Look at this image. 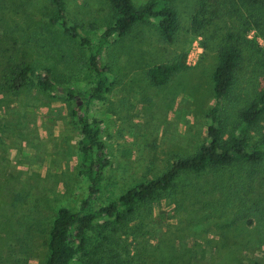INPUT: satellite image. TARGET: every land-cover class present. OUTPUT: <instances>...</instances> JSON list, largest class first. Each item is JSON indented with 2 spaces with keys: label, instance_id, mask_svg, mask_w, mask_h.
I'll list each match as a JSON object with an SVG mask.
<instances>
[{
  "label": "rangeland",
  "instance_id": "obj_1",
  "mask_svg": "<svg viewBox=\"0 0 264 264\" xmlns=\"http://www.w3.org/2000/svg\"><path fill=\"white\" fill-rule=\"evenodd\" d=\"M146 1L131 3L139 8ZM199 1L173 2L179 29L172 42L160 39L150 19L121 38L112 37L103 49L109 84L103 99L88 110L101 122L109 161L95 207L159 176L204 141L217 49L227 33L241 35L246 12L234 0H204L202 27L193 30L191 17ZM63 5L68 22L90 30L92 38L112 16L107 0H64ZM53 10L50 0H0V57L8 54L14 67L24 63L48 70L56 87L81 88L89 52L49 24ZM253 36L258 35L248 34ZM256 41L264 48L260 37ZM182 52L188 68L164 86H151L147 70ZM255 61L243 53L222 101L221 116L230 123L264 84ZM4 67L0 61V77ZM72 110L60 93L38 90L34 81L14 93L0 88V264H44L55 213L61 207L76 210L85 195ZM259 129L264 132V123ZM174 185L170 195L140 206L125 225L101 228L95 221L86 231L90 264H108L112 254L120 264H156L174 257L176 264H264V208L249 206L256 194L264 199V162L183 173ZM236 255H242L240 261Z\"/></svg>",
  "mask_w": 264,
  "mask_h": 264
},
{
  "label": "trees",
  "instance_id": "obj_2",
  "mask_svg": "<svg viewBox=\"0 0 264 264\" xmlns=\"http://www.w3.org/2000/svg\"><path fill=\"white\" fill-rule=\"evenodd\" d=\"M50 1L54 10L48 17L49 24L76 39L89 52L82 78L84 85L78 89L56 87L48 70L38 71L24 63L14 67L8 54L0 57L5 66L0 77L1 89L14 93L34 81L38 90L60 93L73 104L71 115L79 134L76 144L78 169L85 181L86 192L76 210L61 207L55 213L46 240L47 256L44 264H90L92 256L87 248L86 231L92 224L100 221L99 227L111 229L115 225H125L140 206L168 195L174 189V182L180 174L215 171L236 163L259 166L264 162V132L259 129L264 123V84L239 109L235 121L230 123L221 116L222 101L231 91L234 74L242 61L243 53L255 58V63L264 72V48L256 41V37L264 41V0H234L245 10L246 15L240 22L241 35L227 33L218 46L210 75L212 103L205 115L207 126L204 141L192 155L173 160L159 176L136 183L118 197L95 207L101 191L103 172L109 165L106 147L100 139L101 122L88 115L89 106L103 99L109 84L108 67L102 63L101 54L112 37L121 38L136 23L150 19L155 21L160 39L166 43L172 42L179 29L177 11L173 6L175 0H148L139 8H135L131 0H107L112 16L95 38H92L90 30L83 32L68 22L64 0ZM204 14L205 2L200 0L191 17L193 30L202 27ZM250 32H255L258 36L250 38ZM185 58L186 54L182 52L168 62L151 66L146 73L149 84L153 87L166 85L173 76L188 68ZM252 136L257 139L252 140ZM249 204L251 208L263 209V195L256 194ZM261 229L264 236V223ZM240 257L242 255H236L238 261L241 260ZM110 258L108 264H120L116 254H112ZM176 263L178 262L174 257L169 262L159 260L156 264ZM252 264L259 263L255 260Z\"/></svg>",
  "mask_w": 264,
  "mask_h": 264
}]
</instances>
